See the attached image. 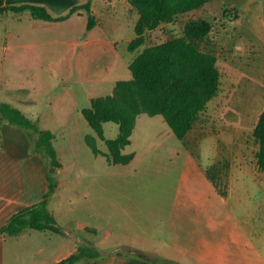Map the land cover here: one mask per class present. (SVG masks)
I'll list each match as a JSON object with an SVG mask.
<instances>
[{
  "label": "rangeland",
  "instance_id": "obj_1",
  "mask_svg": "<svg viewBox=\"0 0 264 264\" xmlns=\"http://www.w3.org/2000/svg\"><path fill=\"white\" fill-rule=\"evenodd\" d=\"M93 13L90 31L86 13L46 24L27 11L0 15V102L52 131L62 163L49 205L60 235L43 251L8 255L52 261L77 243V251H132L171 264H214V255L219 264H264V171L254 136L264 110V0H209L149 30L136 50L129 43L140 15L128 0H94ZM199 18L212 24L199 45L217 56L218 94L183 139L141 97L122 147L134 157L113 163L83 108L111 95L130 110L118 81L131 78V62ZM103 130L106 138L120 131L113 121Z\"/></svg>",
  "mask_w": 264,
  "mask_h": 264
},
{
  "label": "trees",
  "instance_id": "obj_2",
  "mask_svg": "<svg viewBox=\"0 0 264 264\" xmlns=\"http://www.w3.org/2000/svg\"><path fill=\"white\" fill-rule=\"evenodd\" d=\"M139 12L136 23V36L130 41L129 49L136 50L146 40V33L162 22L172 21L176 16L199 8L209 0H128ZM93 0L72 5L66 13L55 15L44 4L24 2L0 6V15L6 12H30L36 19L61 22L73 14H87L86 29L92 30L97 24L92 9ZM212 29V24L204 18L189 20L184 34L165 42L146 47L131 62V78L118 81L125 101L130 107L126 110L119 100L111 95L91 99L90 106L82 112L91 127L105 140L109 157L113 163L128 164L134 153H123L122 147L129 141L133 116L140 111V98H150L155 108H161L165 120L177 138L183 139L193 128L207 103L218 94L221 72L217 56L204 51L199 43ZM8 120L25 128L36 139V148L42 151L47 164L48 188L40 202L15 214L0 227V233L15 235L25 228L50 230L59 233L60 226L48 206V200L57 187V172L62 163L53 143L54 133L40 127L39 121L32 120L19 107L10 102H0V120ZM113 121L119 125L115 138L104 136L103 124ZM259 143L257 163L264 171V110L254 129ZM101 255L98 249L84 246L55 264H75L86 257Z\"/></svg>",
  "mask_w": 264,
  "mask_h": 264
},
{
  "label": "crops",
  "instance_id": "obj_3",
  "mask_svg": "<svg viewBox=\"0 0 264 264\" xmlns=\"http://www.w3.org/2000/svg\"><path fill=\"white\" fill-rule=\"evenodd\" d=\"M84 1L85 0H0V6L9 3H38L46 5L53 14L59 15L66 13L72 5ZM72 17H74V15L70 18ZM70 18L64 21H67ZM35 20H38L40 24L53 22L41 19ZM46 170V158L41 151H36L34 149L33 140L28 131L17 124L1 119L0 227L3 226L13 214L42 200L43 195L48 188ZM51 198L52 197L50 196L48 206L50 205ZM58 235H60V233L30 227L25 228L23 231L15 235L0 233V264H55L72 253L77 252L79 245L73 243L71 248L56 256L52 261L36 256L19 255L14 257L8 255V249H14V252H16L18 248H26L30 255H32V253L43 251V249H47V247L54 242V239H56ZM75 264L171 263L137 252L112 250L106 253L101 252V255L97 257L83 258ZM214 264H219L215 255Z\"/></svg>",
  "mask_w": 264,
  "mask_h": 264
}]
</instances>
